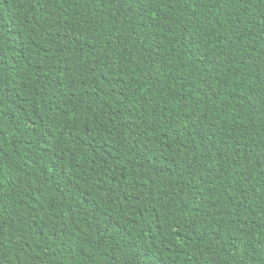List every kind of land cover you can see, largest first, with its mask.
<instances>
[{"label": "trees", "instance_id": "trees-1", "mask_svg": "<svg viewBox=\"0 0 264 264\" xmlns=\"http://www.w3.org/2000/svg\"><path fill=\"white\" fill-rule=\"evenodd\" d=\"M0 264H264V0H0Z\"/></svg>", "mask_w": 264, "mask_h": 264}]
</instances>
